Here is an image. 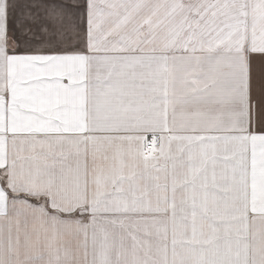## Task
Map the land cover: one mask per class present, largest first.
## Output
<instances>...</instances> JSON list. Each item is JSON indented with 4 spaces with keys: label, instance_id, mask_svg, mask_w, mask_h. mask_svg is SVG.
<instances>
[{
    "label": "snow or ice",
    "instance_id": "6c2138e0",
    "mask_svg": "<svg viewBox=\"0 0 264 264\" xmlns=\"http://www.w3.org/2000/svg\"><path fill=\"white\" fill-rule=\"evenodd\" d=\"M0 264H264V0H0Z\"/></svg>",
    "mask_w": 264,
    "mask_h": 264
}]
</instances>
